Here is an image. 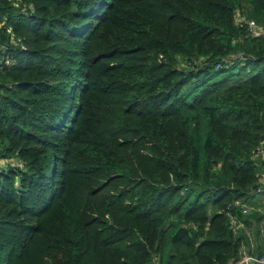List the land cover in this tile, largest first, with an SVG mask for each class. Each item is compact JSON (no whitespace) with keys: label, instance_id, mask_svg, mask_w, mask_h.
<instances>
[{"label":"trees","instance_id":"obj_1","mask_svg":"<svg viewBox=\"0 0 264 264\" xmlns=\"http://www.w3.org/2000/svg\"><path fill=\"white\" fill-rule=\"evenodd\" d=\"M240 18L264 30V0H0V264L241 259L264 39Z\"/></svg>","mask_w":264,"mask_h":264},{"label":"built area","instance_id":"obj_2","mask_svg":"<svg viewBox=\"0 0 264 264\" xmlns=\"http://www.w3.org/2000/svg\"><path fill=\"white\" fill-rule=\"evenodd\" d=\"M237 24L240 28H243L246 25L248 28L249 36L261 37L264 39V30L258 27V25L254 20H245L240 18ZM255 158L264 160V146H260L257 149L255 153ZM254 192H256L258 195H264V176L259 181L258 186ZM235 206L242 209L243 215H248L249 207L246 204L237 202ZM230 217L236 228H242L243 225H245L241 220L238 219L237 216L230 214ZM251 260H255L257 264H264V250H263V254L259 257H253V255L251 254L245 256L242 255L239 261L232 264H249Z\"/></svg>","mask_w":264,"mask_h":264},{"label":"rangeland","instance_id":"obj_3","mask_svg":"<svg viewBox=\"0 0 264 264\" xmlns=\"http://www.w3.org/2000/svg\"><path fill=\"white\" fill-rule=\"evenodd\" d=\"M5 167V163L0 162V169ZM250 207V206H249ZM260 210L249 208L248 215L253 221L243 225V231L246 233L247 242H244V251L255 253L258 244L264 246V204H261ZM259 216H263L259 219Z\"/></svg>","mask_w":264,"mask_h":264},{"label":"crops","instance_id":"obj_4","mask_svg":"<svg viewBox=\"0 0 264 264\" xmlns=\"http://www.w3.org/2000/svg\"><path fill=\"white\" fill-rule=\"evenodd\" d=\"M263 247V250H264V246H262ZM250 254H252L251 252H249V251H243V256H245V255H250Z\"/></svg>","mask_w":264,"mask_h":264},{"label":"water","instance_id":"obj_5","mask_svg":"<svg viewBox=\"0 0 264 264\" xmlns=\"http://www.w3.org/2000/svg\"><path fill=\"white\" fill-rule=\"evenodd\" d=\"M249 264H257L255 260H251Z\"/></svg>","mask_w":264,"mask_h":264}]
</instances>
